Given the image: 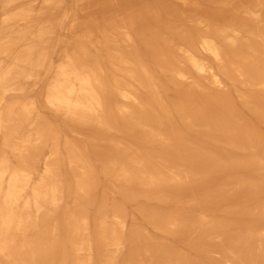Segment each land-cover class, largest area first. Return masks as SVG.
I'll return each instance as SVG.
<instances>
[{
  "label": "bare ground",
  "instance_id": "bare-ground-1",
  "mask_svg": "<svg viewBox=\"0 0 264 264\" xmlns=\"http://www.w3.org/2000/svg\"><path fill=\"white\" fill-rule=\"evenodd\" d=\"M177 1L0 0V264H264V0Z\"/></svg>",
  "mask_w": 264,
  "mask_h": 264
},
{
  "label": "rangeland",
  "instance_id": "rangeland-1",
  "mask_svg": "<svg viewBox=\"0 0 264 264\" xmlns=\"http://www.w3.org/2000/svg\"><path fill=\"white\" fill-rule=\"evenodd\" d=\"M169 2L173 6H175V8L180 12H183L187 9V8H184L183 6H181L180 2L177 0H169ZM57 36H58L57 39H58L59 44L55 48V53L53 54V60L58 59V56L60 55V51L63 48L65 42L67 41V38L64 37L63 35H57ZM236 86L237 85L235 83L228 82L227 86L224 87L223 89H221V92L229 94L232 98H234L236 100V96H237V93L235 91L236 88L238 87L241 91L244 90L243 87H241V86L236 87ZM209 88H211V87H209ZM43 90H44V85H38V86L34 87L33 93H31V92L29 93V95L31 94L33 96H36L41 101V105H42L41 96L43 94ZM235 105H236V108L239 110V112L242 114L243 118H245L246 120H249L253 123L256 122L255 118L252 116V114L248 110L243 108L237 102ZM41 112L50 121H53L56 123L60 122V117L59 116L57 117L54 113H52V111H50L46 107H42ZM262 131L264 132V127H262ZM68 137L72 140L82 141V139L85 138V135H75L72 133H68ZM101 182L103 183L102 180H101ZM102 188L103 187L101 186L98 190L97 202L100 199V194H101ZM107 196L109 199L116 201L122 205L121 207H122V209L126 215L127 227H130L132 225H137L140 227V229H142L145 232V234L154 235V237H156V238L160 237L159 235H156L155 231L143 221L142 216L138 212L139 207H144L145 209H148L147 211L156 210L157 208H159L161 206V204L158 203V201H156L155 199H149L148 200V199H144V198H139L136 202H124L123 200H121V197L116 193V189H113V188H111L110 192L107 191ZM217 215H220V214L217 213ZM157 241L161 243V242H164L166 240H164V238H160ZM176 247L180 252L190 254V250L188 247L183 246V245H177ZM215 259L218 260V257H215Z\"/></svg>",
  "mask_w": 264,
  "mask_h": 264
}]
</instances>
